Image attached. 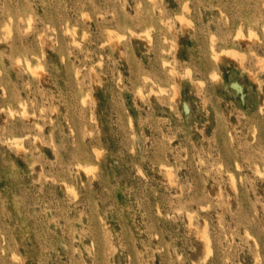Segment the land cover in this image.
<instances>
[{"label":"rangeland","instance_id":"1","mask_svg":"<svg viewBox=\"0 0 264 264\" xmlns=\"http://www.w3.org/2000/svg\"><path fill=\"white\" fill-rule=\"evenodd\" d=\"M263 26L264 0H0V264H264Z\"/></svg>","mask_w":264,"mask_h":264},{"label":"bare ground","instance_id":"2","mask_svg":"<svg viewBox=\"0 0 264 264\" xmlns=\"http://www.w3.org/2000/svg\"><path fill=\"white\" fill-rule=\"evenodd\" d=\"M149 3H150V2H149ZM152 4H153V3H152ZM152 4H151V5H152ZM153 5H154V4H153ZM139 6H140V5H139ZM146 10H147V9H146ZM149 16H150V15H149ZM147 17H148V16H147ZM182 19H183V17L181 16V20H182ZM184 19H185V18H184ZM149 21H150V20H149ZM152 21H153V20H152ZM263 27H264V26H263ZM238 29H239V28H238ZM262 29H263V28H262ZM67 31L69 32L70 30H67ZM82 31H83V30H82ZM107 31H108V29H107ZM263 32H264V31H263ZM73 33H74V32H73ZM108 33H110V32H108ZM236 33H237V34H238V33L241 34V32H239V31L236 32ZM251 33H252V32H251ZM85 34H86V33H84V35H85ZM240 34H238L239 37H240ZM74 35H75V34H74ZM238 35H236V36H238ZM248 35H250V34H248ZM69 36H70V35H69ZM85 37H86V36H85ZM108 37H109V36H108ZM114 37H115V36H114ZM234 37H235V36H234ZM249 37H250V36H249ZM83 38H84V37H83ZM110 38H111V37H110ZM110 38H109V39H110ZM70 39H71V38H70ZM72 41H73V40H72ZM74 43H75V42L73 41L72 44H74ZM77 44H78V43H77ZM75 45H76V44H75ZM210 48H211V47H209V49H210ZM211 50H212V48H211ZM220 53H221V52H220ZM225 53H226V52H225ZM218 54H219V52H218ZM231 56H232V55H231ZM23 61H24V60H23ZM26 62H27V61H25V63H26ZM27 64H28V62H27ZM29 64H30V62H29ZM164 64H167V63H164ZM162 65H163V63H162ZM27 66H29V67H27V68L30 69V65H27ZM33 68H34V67H33ZM34 69H36V68H34ZM34 69H33V70H34ZM167 69H168V68H167ZM33 72H34V71H33ZM33 72H32V73H33ZM168 72H169V71H168ZM212 72H213V73H212L211 75H212L213 77L216 78V77H217V73H215L214 71H212ZM30 74H31V73H30ZM213 77H212V78H213ZM152 84H153V83H152ZM161 89H162V88H161ZM139 90H140V89H139ZM139 90H138V92H139ZM162 90H163V89H162ZM159 91H160V90H159ZM140 92L142 93L141 90H140ZM160 92H161V91H160ZM84 99H85V98H84ZM83 102H85V101H83ZM13 139L15 140V139H18V138H13ZM19 139H20V138H19ZM15 141H16V140H15ZM255 165H256V164H255ZM79 167H80V166H79ZM162 167H163V166H162ZM85 168H86V167H85ZM255 168H256V167H255ZM82 169H83V167H82ZM86 169H87V168H86ZM84 170H85V169H84ZM262 171H263V170H262ZM87 172H88V171H87ZM207 248H208V247H207Z\"/></svg>","mask_w":264,"mask_h":264}]
</instances>
